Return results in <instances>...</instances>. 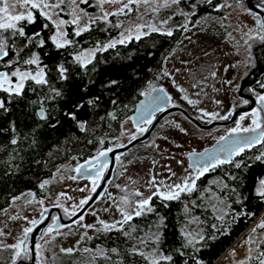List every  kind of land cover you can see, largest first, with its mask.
Masks as SVG:
<instances>
[{
  "label": "trees",
  "instance_id": "obj_1",
  "mask_svg": "<svg viewBox=\"0 0 264 264\" xmlns=\"http://www.w3.org/2000/svg\"><path fill=\"white\" fill-rule=\"evenodd\" d=\"M237 1L244 3L246 10L250 12L245 1ZM224 2L225 0H179L178 4L184 12L190 14L188 25H193L200 19H224L230 10V6L224 5ZM80 6L90 16L96 10L91 1L81 3ZM62 8L64 10L60 12V16L65 19L66 37L71 41L64 48L57 49L51 42L55 26L40 16L39 10L31 9L35 23L19 21L17 26L22 27L29 36L39 31L45 39L43 48L33 45L25 48L26 41L18 33L13 36L12 30L0 31V38L5 40L6 51L9 53L0 60V71L10 73L20 67L21 70L34 72L37 66L24 65L22 61L35 52L40 58L39 67L44 69L47 81L43 85L32 80L25 81L19 96L0 90V101L4 102V107L0 108V214L14 198L23 193L28 192L35 198L45 197L47 188H41V183L49 180L63 162L85 163L95 159L97 152L112 148L117 142L123 121L131 118L136 104L145 93L152 90L156 80L162 77L164 59L183 32L182 27H175L170 36L167 32L152 31L139 39L132 37L123 43H116L114 47L97 50L92 62L81 67L75 60V54L116 37L119 31L118 21H125L135 11L133 7L130 11L124 9L123 13L117 11L118 14H111L106 20L91 16L89 30L76 36L74 25L67 23V8L65 5ZM250 13L254 15L253 12ZM45 24H48L47 28L43 27ZM259 27L262 29L261 25ZM261 35L260 43L252 44L253 57L254 48L257 49V54H264L261 45L264 39ZM253 59L255 62V57ZM18 60L21 63L18 64ZM262 60L264 61L260 59ZM9 63L11 67H7ZM61 65L66 69V79L60 77L58 68ZM254 65L252 62L250 68ZM113 80L117 83L109 86V82ZM254 85L256 95H264V74ZM57 92L59 95H56ZM90 100L94 103L89 104ZM113 101L116 103L113 104ZM237 106L238 103L234 104L232 111ZM40 109L44 111V119L38 115ZM68 113L75 114L76 119H71ZM79 122L85 123L84 131H81ZM13 140L16 141L15 144L12 143ZM261 152H264V141L251 147L246 146L240 156L233 157L234 161H243L240 169L235 168L232 163L210 167L196 180L195 190L190 194L182 193L177 200L162 201L159 196H153L150 202L154 208L152 213L133 216L131 221L123 225L122 230H102L90 237L81 238L70 255L61 252L55 242H49L43 250L44 263L149 264L143 257L130 252L135 246L146 254L158 249V253L173 257L171 262L162 261L161 264H196L197 260L200 264H214L240 236L251 232L252 227L257 231L264 230L257 227L264 221V198L255 194L259 180L264 178V163L254 159ZM122 155L116 157L120 159ZM102 172L103 175L106 173L105 167ZM232 176L237 179L233 180ZM113 178L114 175L111 180ZM233 188L236 192L232 191ZM210 193L223 202V208L219 206L220 203L212 206L207 204ZM237 193L240 203L236 202ZM103 194L105 195V190L97 200ZM221 215H224V221L228 225L226 235L222 234L223 229H213V225L221 224L217 219ZM161 217L164 218L163 225L157 228ZM51 221L36 237V243L51 226ZM191 221H195V230L199 228L198 232L205 239L195 244V247H185L187 241L182 233L190 236L196 234V231L189 232L187 229ZM120 227L119 225L117 229ZM125 232L129 235H125ZM153 233L160 235L158 242H154ZM213 236L216 238L212 239ZM141 239L144 240L143 244L140 243ZM28 241H25V245ZM113 248L117 251L112 252ZM85 249L90 251H84ZM100 249L103 250V255L98 253ZM262 250L264 243H259L253 255ZM13 252L11 247H1L0 264H11ZM180 252L184 255H180ZM26 257L31 258L29 242ZM252 264H258V261L253 259Z\"/></svg>",
  "mask_w": 264,
  "mask_h": 264
},
{
  "label": "rangeland",
  "instance_id": "obj_2",
  "mask_svg": "<svg viewBox=\"0 0 264 264\" xmlns=\"http://www.w3.org/2000/svg\"><path fill=\"white\" fill-rule=\"evenodd\" d=\"M87 1H91L95 6L96 10L91 15L93 18L106 20L109 15L116 13L125 4L128 5V8H125L127 11L133 7L135 13L125 21H118L119 31L116 37L94 48L83 49L74 57L82 52L85 54L91 52L93 59L97 50L106 49L107 47L104 46L114 41L119 43L118 41L123 40L125 42L137 35L140 37L150 33L153 28L158 32H168L175 27H182V36L165 57L163 75L156 80L153 88H163L171 97L170 104L185 109L200 122L222 121L221 117H227L228 113L229 116L231 115L233 105L237 104L239 100L237 90L240 81L247 74L252 62L255 63L252 44L260 43L262 30L257 26L255 17L253 18L254 15L246 10L244 3L237 0H225L224 5L230 6V10L224 19H200L193 25H188L190 14L184 12L178 3L174 4L171 0H167V5H165V0H150L148 4L129 3V0ZM48 2L54 4L58 0H48ZM7 3L13 4L16 3V0H7ZM261 3H264V0ZM62 5L67 8L69 21L74 18V15L80 17L79 24H73L75 30L78 27L89 26L91 16L80 6V0H76V4H73L71 0H65ZM62 5L61 8L54 10L58 15H53V20L63 19L60 16V12L64 10ZM0 6L4 5L1 3ZM74 9L75 12H73ZM28 10L31 9L21 8L17 5L12 11L3 15L22 12L26 15ZM63 20L65 21V19ZM65 26L66 23L62 26L63 32H66ZM185 26L187 30H185ZM65 38L67 39V37ZM11 79L15 83L16 78L12 77ZM234 99L235 101H233ZM253 112L255 111L250 110L241 113L232 126H215L209 130L199 129L179 112H172L164 117L146 141L132 147L120 159H117L114 178L108 185L105 195L103 194L102 198L96 200L89 207L84 213L82 221L79 218L69 224H59L58 227L51 228V231H48V228L42 233L36 243L41 248L37 249L35 246L36 255L38 252L40 253L39 257L36 256L35 264H45L43 250L49 242H55L60 249H73L81 238L92 236L97 232V229L103 230V225L98 223V219L107 224L121 220L122 216L118 207L127 208L130 212L134 208V205L129 206L122 202L121 198L126 194L140 192L143 196H148L155 192L157 187L161 191H165L166 185L179 184L186 177L198 176V169L192 170L188 165V153L200 152L211 146L221 136H225L234 129L237 126V121H240L241 127H250ZM213 116L216 118L213 119ZM241 116L244 117L242 121ZM149 126V123L134 126L131 118L126 119L121 124L117 142L110 150L128 144L133 140V136L136 138L143 135ZM140 129H144V131H140ZM104 151L108 152L109 149ZM99 153L97 152L94 158ZM80 165L83 164L63 162L53 172L51 178L46 180L48 183L45 185L47 188L45 197L35 198L27 192L12 200L9 207L0 214V233H2L0 234V248L18 243L23 238L25 228L33 229L40 225L46 218L48 208H58L62 218L68 219L73 216L71 215L73 211L77 213L83 207L80 206V201L88 199L95 192L92 191V188L96 175L76 179L77 171L75 169ZM106 170L107 165L105 172ZM103 176L102 172L100 178L96 180L95 190ZM153 180L155 186H150L149 182ZM140 199V196L129 195V201ZM39 201H43V204ZM217 203H220L219 206L223 208V202L215 194L210 193L207 204L212 206ZM65 209L68 210L67 214ZM51 216L50 225L53 227V221L57 220L58 213L54 211ZM32 220H35L36 224H31ZM76 221L80 222L76 223ZM86 225L93 227H84ZM187 229L189 232L196 231L197 233L199 231V228L195 230V221H191ZM252 229L246 235L240 236L214 264H236L237 261L246 258L249 247L253 248L255 252L261 237H264V230H256L253 233ZM46 231H48L47 235H45ZM29 235L27 240H29ZM249 236L254 237L256 242L246 244L245 241ZM233 250L235 255H232ZM157 255H159L158 252ZM30 260V257H24L22 254V258H18L16 264L18 262L23 264ZM252 263L253 260L248 262V264Z\"/></svg>",
  "mask_w": 264,
  "mask_h": 264
},
{
  "label": "snow or ice",
  "instance_id": "obj_3",
  "mask_svg": "<svg viewBox=\"0 0 264 264\" xmlns=\"http://www.w3.org/2000/svg\"><path fill=\"white\" fill-rule=\"evenodd\" d=\"M65 0H58L57 3H49L48 0H16V3L13 4H9L7 3V0H0V3H2L4 6H0V31H6V30H12V35L15 36L17 33L20 37L24 38L26 43L24 44V47L27 48L29 45H33L35 47L38 48H43L45 45V39L41 36V33L39 31L34 32L32 35H27L26 32L24 31V29L22 27H18L16 22L19 21H27V23L31 24V23H35V18L33 15V12L31 10H28L26 15L22 12L20 14H9V15H3L5 13H9L10 11H12L17 5L21 8H26V9H35V10H39V14L40 16L44 17L46 20L50 21L56 28V32L54 35H52L50 37L51 42L55 45V47L57 49H61L64 48L66 45L70 44L71 41L66 39L65 37L67 36L66 32H63L62 26L66 23L63 19H58V20H53V15H58L54 10L55 9H59L61 8V5L64 4ZM71 2L73 4H76V0H71ZM81 3H86L87 0H80ZM113 2H116V0H113ZM143 2L144 4H148L150 3V0H129V3H140ZM172 3L176 4L179 3V0H171ZM210 2V0H209ZM165 5H167V0H165ZM128 8V5L125 4L123 5L122 8H120L118 10L119 13H123L124 9ZM82 11V10H81ZM130 11V9H129ZM73 12H75V9L73 10ZM118 13H112V15H116ZM107 16V14H106ZM105 16V19H106ZM79 19L80 17L78 15H74V18L67 22V23H71V24H79ZM94 22V21H93ZM166 23V22H165ZM119 26V25H118ZM44 28L48 27V24H45L43 26ZM88 27L85 26L83 28H77V30L75 31V35L76 36H80L83 32L88 31ZM153 31H155L156 29L153 28ZM185 30H187L186 26H185ZM167 35H172L171 31H168L166 33ZM137 39H139V35H137L136 37ZM262 39H264V36L261 37ZM251 39V37H250ZM119 43H123V40L118 41ZM115 43H117L116 41L112 42L111 44H107L104 47H114ZM6 42L4 39L0 38V60H2L4 57L8 56L9 53L8 51H6ZM17 56H19V52H17ZM75 59L77 61L80 62L81 67H86L87 64H90L92 62V53H80L79 55H77L75 57ZM17 63H21V61H17ZM22 63L24 65H35L37 66V70L33 73L32 71H27V70H21L20 67H16L14 70H12L10 73L8 72H4V71H0V90L9 93V95H21L23 89H24V84L25 81L27 80H32L34 81L36 84L39 85H43L46 84L47 81L45 79V71L43 68H40V58L39 56L33 52L30 55V58L25 59L22 61ZM7 67H11V64L9 63L7 65ZM58 71L60 73V77L62 79H66L67 77L65 76V72L66 69L61 65L58 68ZM12 77H15V83L12 82ZM116 81H110L109 82V86L116 84ZM153 91H156L155 89H153ZM160 92H163V89L159 90ZM56 95H59V93L57 92ZM144 95L147 96H151L152 99L150 101H148V108H145V101H141V107L142 109H144L145 111H147L149 113V115L151 114L152 110H160L161 104L163 103V97H160L159 95L157 96H152V93H145ZM168 101L170 102L171 97L167 98ZM258 102L261 105H264V95H261L258 97ZM89 104H93L94 101L90 100L88 101ZM116 102L113 101V104H115ZM189 103H192V101H189ZM155 105V109H152L151 106ZM82 106V105H81ZM4 107V102L0 101V108ZM38 115L41 117V119H44V111L43 109H41V111L38 113ZM67 115H69V117L73 120L76 119L75 114L73 113H68ZM109 115H112L111 113ZM204 115H207V113H204ZM115 118V116L113 115V119ZM145 123H151V119L148 118V116H144L142 115L141 117ZM213 119H215L216 117L213 116ZM228 117H221V119H227ZM241 121L244 119L243 116H241ZM261 124L262 121L260 119V114L259 112H253L252 113V120H251V126L250 127H241L240 121H237V126L231 130L230 132V136H237L239 133H254L256 132L258 129L260 130L259 135L255 136V137H250V138H246V139H237V140H233L232 143L230 145H226L225 147V151L228 154V158L226 159H221L218 157H212V163H211V167H215L218 164H225V163H232L234 164V167L237 169H240L243 165V161H234L232 159V157L235 156H240L244 150L245 147H251L254 144L260 143L262 141H264V128H261ZM79 127L81 129V131L85 130V123L84 122H79ZM140 131H144V129H140ZM133 139H135V137H132ZM226 139V137L221 136L220 137V141H224ZM13 144L16 143L15 140L12 141ZM219 143V141H218ZM101 144H103V141H101ZM110 151V149H109ZM107 152L105 151H101L99 153V155L96 157V160H99V158L101 156H106ZM254 159L256 161H260L262 163H264V152H261L259 155H256L254 157ZM93 161H89L88 164H92ZM104 165L101 164H97L96 165V176L93 179V188L92 191H95V183L96 180H98L100 178V176L102 175V170H103ZM208 170L207 167H203V168H199L197 171L199 172V175H203L206 171ZM75 171H77L78 173H82V174H89L91 172V169L89 167H86L85 165H80L78 166ZM199 175L196 177H186L182 183L179 184H175V185H166L165 191H161V189L159 187L156 188L155 192L150 193L148 196H143L142 193L140 192H135V193H131V194H126L124 197H122V202L126 205H134V208L132 209V211H128L127 208H120L118 207V211L120 212L122 219L119 221H116L113 224H107L103 221H100L98 219V223L103 225V230L105 231H109V230H122L123 225L128 223L129 221H131L133 219V216L139 217L142 214L145 213H152L154 211V208L151 206V200L153 196H159V198L162 201H173V200H177L180 198L182 193L185 194H190L191 192H193L195 190V186H196V180L199 179ZM233 180L237 179L236 176H232L231 177ZM48 183V181H44L43 183H41L40 187L44 188V186ZM150 186H155V181H150L149 182ZM161 184H163V182H161ZM225 187H227V185H225ZM83 191V189H82ZM233 192H236V189L233 188L232 189ZM255 194L258 197L264 198V178H261L258 182V186L255 188ZM129 195L132 196H140L141 199L138 201H129ZM90 199V197L88 198ZM88 199H82L80 201V206H83L84 204L88 203ZM237 203H240V196L239 193H237ZM39 203L43 204V201H39ZM165 207H167V205H165ZM67 209H65V212L67 214ZM185 211H187V208L185 209ZM243 214V213H241ZM71 215H76L75 211H73L71 213ZM224 215H227V213H225ZM224 215L218 216L217 219L221 221L220 225H213V229L214 231H221V229H223L222 234L226 235L227 234V222L224 221ZM234 219L236 217H233ZM80 220H83V216L80 217ZM80 221H76V223H79ZM164 222V218L161 217L159 224H157V228H159L160 226L163 225ZM31 224H36L35 220H32L30 222ZM53 223L55 224L56 221L54 220ZM117 225H120L121 227L119 229H117ZM84 227H93L92 225H86ZM258 228H264V221H262L260 224L257 225ZM51 231V226L49 227V230ZM48 231L45 232V235L48 234ZM97 231H100V229H97ZM32 232V228L28 227L25 228L23 231V238L20 239L18 241V243L14 244V245H10V246H5V247H11L14 252H13V257H12V261L11 264H16V261L18 258H22V254L24 257H26L28 255V249L25 245V241L28 238L29 233ZM252 232L255 233L256 232V228L252 229ZM2 234V233H0ZM125 235H129L127 232H125ZM182 235L185 236V240L187 241V243L185 244V247L187 246H193L195 247V244L199 243L200 241H203L205 239L204 235L197 232L194 235H189L186 233H182ZM153 237H154V242H158L160 239V235L158 233H153ZM216 237L213 236L212 239H215ZM255 239L252 236H249V238L245 241L246 244H252L255 243ZM140 243L143 244L144 240H140ZM260 243H264V237H261ZM24 246V247H22ZM37 249H40L41 246L40 245H36ZM84 251H90L89 249H85ZM112 252H116L117 250L115 248L111 249ZM61 252L65 253V254H72L73 253V249L69 248V249H61ZM130 252L132 254L135 255H139L141 257H143L146 261L149 262V264H161V262H171L173 260V257L171 255H165L162 252L159 253V255H157L158 249H154L152 253H148L146 254L145 252H143L142 250L137 249L135 246H133V248L130 249ZM254 249L249 247L248 248V254L246 256L245 259L239 260L236 262V264H248V262L250 260L255 259L256 261H258V264H264V250L262 251H258L256 252L255 256L253 255ZM98 253L100 255H103V250L100 249L98 250ZM40 253H37V256L39 257ZM180 255H184L183 252H180ZM232 255H235V252L233 250ZM196 264H200V261L197 260Z\"/></svg>",
  "mask_w": 264,
  "mask_h": 264
},
{
  "label": "water",
  "instance_id": "obj_4",
  "mask_svg": "<svg viewBox=\"0 0 264 264\" xmlns=\"http://www.w3.org/2000/svg\"><path fill=\"white\" fill-rule=\"evenodd\" d=\"M245 3H246L247 8L250 12L257 13L260 15L264 14V4L256 5L253 3V0H245ZM256 20H257V18H255V21ZM254 57H255V68L250 73L253 74L254 71H256V70H257V73L254 75L252 80H249L248 77H245L240 82L239 89H238V95L241 97H244L250 101L248 106L234 110L232 112L230 118L226 121H212V122H209L207 124L201 123L196 118H194L192 115H190L188 111H186L185 109H183L179 106H171V107H168L165 110H163L154 119V121L149 126L148 130L143 135L136 137L135 139L131 140L128 144H126L122 147L114 148V149L108 151L106 156H101L99 158V160H96V161H99L100 164L101 163L103 164L106 160H109L108 169H107L104 177L102 178L99 186L97 187L95 192L92 194L90 199H88V203L84 204L83 207L76 213V215H73L68 219H63L58 208L51 207V208H48L46 210L45 220L40 225L36 226L29 235V243H30L29 248L31 251V260H30V262H23V264H35L34 246L36 243V237L40 234L41 230L49 223L52 212L56 211L58 213L56 223L53 224V227H58L59 224H61V225L69 224V223L74 222L78 218H80L86 212V210L94 204V202L97 200L99 195L105 190L106 184L108 183V181L110 180V178L112 176V171H113V168L115 165L116 155L124 154L129 149L134 147L135 145L146 141L151 136L153 130L158 125V123L162 120L163 117H165L166 115H168L169 113H172V112H180L199 129L209 130L215 126H230L235 122V120L239 114L252 110L256 104V99L253 96L244 93L243 91L247 86H252L254 83H256L258 80V77H260L262 74H264V64L262 65L260 62V59L257 57L256 48H254ZM153 89H155L156 91H153ZM153 89L151 90L152 96L159 95L160 97H163V103L161 104L160 109H162L163 107H167L169 104V101L167 99L169 96H168L167 92L161 87H155ZM160 89H163V92H160L159 91ZM151 99H152L151 96L143 95V98L141 101L146 102L145 108H148L147 102L150 101ZM141 101H139L136 104L134 112L131 115V121L133 122L134 126H139L140 124H142L144 122V120L141 118L142 115L148 116V118L150 119L154 113L159 111V110H152L151 114L149 115V113L147 111L142 109ZM151 108L155 109V105H152ZM40 111H41V109L38 110V113ZM261 116L264 117V111L262 112ZM261 128H264L263 121H262ZM259 132H260V130L258 129L254 133H239L237 136H230V133H228L224 136V137H226V139L224 141H220V139H219V140H216L211 146L206 147L205 149H203L200 152L188 153V155H187L188 165L192 170H197V169L203 168V167L210 168L211 163H212V160H211L212 157H218L221 159L228 158V154L225 151L226 145H230L233 140L246 139V138L258 136ZM218 141H219V143H218ZM232 159H233V157H232ZM85 166L87 167V165H85ZM93 175H96V167L91 168V172L87 175L77 172V174L75 175V178L81 179L83 177L93 176ZM21 263L22 262H18L17 264H21Z\"/></svg>",
  "mask_w": 264,
  "mask_h": 264
},
{
  "label": "flooded vegetation",
  "instance_id": "obj_5",
  "mask_svg": "<svg viewBox=\"0 0 264 264\" xmlns=\"http://www.w3.org/2000/svg\"><path fill=\"white\" fill-rule=\"evenodd\" d=\"M242 1H245V0H242ZM261 2H263V0H253V3L254 4H256V5H259V4H264V3H261ZM257 18V20L255 21L256 22V24H257V26H259V25H261L262 26V34H263V36H264V14H257V13H254V16H253V18ZM262 46H263V50H264V43L263 44H261ZM256 54H257V49H256ZM257 57L258 58H260V59H264V54L261 52L260 54H257ZM261 62V64L263 65L264 64V61L262 60V61H260ZM255 68V65H254V67H252V68H248V70H247V74L244 76V78L245 77H248V79L249 80H252L253 79V77H254V75L257 73V70L256 71H254V73L253 74H251L250 72L253 70ZM263 75V74H262ZM262 75L260 76V77H258V80H259V78H261L262 77ZM244 78H242V80L244 79ZM241 80V81H242ZM248 87V89H246ZM245 89H244V93H246V94H248V95H251V96H253L255 99H256V104H255V106H254V108L252 109L253 111H255V112H259V114L261 115L262 114V112L264 111V105H261L259 102H258V97L260 96V95H256V93H255V90H256V85H252V86H247ZM237 94H238V92H237ZM239 96V95H238ZM239 100H238V105L239 106H237L236 107V109H238V108H242V107H246V106H248L249 105V103H250V101L248 100V99H246V98H244V97H241V96H239ZM232 99H233V97H232ZM233 101H235V99L233 100ZM231 103V102H230ZM230 105V104H229ZM228 105V106H229ZM171 106H175V105H173V104H170V102H169V104H168V106L167 107H163L162 109H160L158 112H156V113H154L152 116H151V123L154 121V119L163 111V110H165L166 108H168V107H171ZM235 109V110H236ZM233 112V111H232ZM232 112H231V114H232ZM170 114V113H169ZM168 114V115H169ZM190 114V113H189ZM183 115V114H182ZM191 115V114H190ZM167 116V115H166ZM165 116V117H166ZM184 116V115H183ZM231 116V115H230ZM230 116H228V118L227 119H223L222 121H226V120H228L229 118H230ZM185 117V116H184ZM194 117V116H193ZM164 118V117H163ZM162 118V119H163ZM195 118V117H194ZM260 119H261V121H263L264 122V117H262V116H260ZM198 120V119H197ZM199 121V120H198ZM161 122V121H160ZM159 122V123H160ZM151 123H150V125H151ZM159 123H158V125H159ZM192 123V122H191ZM235 123V122H234ZM234 123L232 124V125H234ZM143 124H145V122H143L142 124H140V125H143ZM193 124V123H192ZM232 125H230V126H232ZM195 126V125H194ZM261 126H262V124H261ZM231 132V131H230ZM230 132H228V133H230ZM96 159V158H95ZM95 159H92V160H90V161H93V163L92 164H88V162H85V163H82L83 165H87V167H89L90 169L91 168H94V167H96V165L97 164H100V162L99 161H96ZM117 159H119L118 157H116V161H115V165H114V168H113V171H112V176H111V178H110V180L108 181V183L106 184V189H107V187H108V185L111 183V179H112V177H113V175H114V170H115V167H116V165H117ZM103 165H104V167L107 165V169H108V166H109V160H106L104 163H103ZM103 167V168H104ZM105 175V174H104ZM104 177V176H103ZM102 177V178H103ZM106 189H105V191H106ZM52 217V216H51ZM52 219V218H51Z\"/></svg>",
  "mask_w": 264,
  "mask_h": 264
}]
</instances>
